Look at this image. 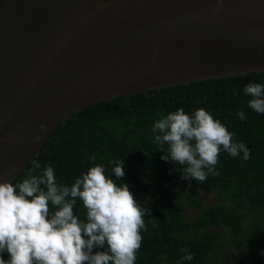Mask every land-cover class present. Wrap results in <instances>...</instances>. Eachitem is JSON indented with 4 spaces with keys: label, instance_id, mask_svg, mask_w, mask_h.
Segmentation results:
<instances>
[{
    "label": "water",
    "instance_id": "water-1",
    "mask_svg": "<svg viewBox=\"0 0 264 264\" xmlns=\"http://www.w3.org/2000/svg\"><path fill=\"white\" fill-rule=\"evenodd\" d=\"M250 72L264 0H1L0 179L87 106Z\"/></svg>",
    "mask_w": 264,
    "mask_h": 264
},
{
    "label": "trees",
    "instance_id": "trees-1",
    "mask_svg": "<svg viewBox=\"0 0 264 264\" xmlns=\"http://www.w3.org/2000/svg\"><path fill=\"white\" fill-rule=\"evenodd\" d=\"M250 82L264 84V72L177 84L87 106L54 129L12 183L51 166L57 183L71 186L93 165H103L111 177L114 161L122 159L125 176L119 182L127 183L151 214L145 216L146 230L135 264H264V114L247 106L250 97L243 89ZM179 108L189 114L199 108L209 111L234 133L236 142L249 148L250 159L222 151L218 175L209 174L203 183L182 179V166L161 159L165 153L158 150L151 131L156 120ZM241 110L244 120L237 116ZM34 160L39 169L34 168ZM157 181L166 188L175 183L183 188L175 197L150 202L152 184ZM200 191L213 192L218 201L204 206ZM187 205L197 209L191 219L186 218ZM244 210L252 212L245 229L240 224ZM74 212L85 218L79 199ZM220 227L228 228L234 241L245 246L229 259H218L215 251L219 243H230V239L208 230ZM184 248L192 260L181 259L186 255ZM3 258L7 260L8 254Z\"/></svg>",
    "mask_w": 264,
    "mask_h": 264
},
{
    "label": "clouds",
    "instance_id": "clouds-1",
    "mask_svg": "<svg viewBox=\"0 0 264 264\" xmlns=\"http://www.w3.org/2000/svg\"><path fill=\"white\" fill-rule=\"evenodd\" d=\"M243 91L250 97L248 108L264 114V84L250 82ZM237 116L245 119L242 110ZM151 131L165 153L161 159L182 166L181 178L189 181L218 175L222 151L250 159L249 148L204 108L191 114L179 108L156 120ZM111 171L110 177L103 165L90 166L71 186L58 184L51 166L17 184L0 179V264H135L150 209L119 182L125 176L122 159ZM77 199L84 219L74 212ZM181 251L182 260L193 259L187 248Z\"/></svg>",
    "mask_w": 264,
    "mask_h": 264
},
{
    "label": "rangeland",
    "instance_id": "rangeland-1",
    "mask_svg": "<svg viewBox=\"0 0 264 264\" xmlns=\"http://www.w3.org/2000/svg\"><path fill=\"white\" fill-rule=\"evenodd\" d=\"M151 188V193L150 196L148 197V200L150 202H159L161 198L171 195L175 197L180 190H182V184L181 183H175L171 187L163 185L162 182H155L152 184ZM201 195L204 198V206L215 203L218 201L216 198L215 194L211 191H200ZM197 213V209L193 208L190 205H187L186 207V218L191 219L195 214ZM243 218L241 221V226L243 229L246 228L247 222L252 216L251 211L244 210L243 211ZM209 231L215 232L218 234L220 238H223L224 240L228 237L230 239V243L223 242L219 243L218 246L219 248L215 251L218 259H229L239 253L240 248H245V246L241 245L240 243H236L234 241V237L231 235V231H229L228 228L226 227H220L214 230L208 229ZM221 235V236H220Z\"/></svg>",
    "mask_w": 264,
    "mask_h": 264
}]
</instances>
